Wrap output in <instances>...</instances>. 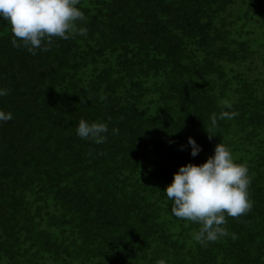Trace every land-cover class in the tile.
I'll return each mask as SVG.
<instances>
[{
  "label": "trees",
  "instance_id": "trees-1",
  "mask_svg": "<svg viewBox=\"0 0 264 264\" xmlns=\"http://www.w3.org/2000/svg\"><path fill=\"white\" fill-rule=\"evenodd\" d=\"M77 6L86 36L36 55L0 20V264H264V0ZM81 118L105 122V142L78 137ZM220 142L252 206L226 216L235 239L201 246L163 190Z\"/></svg>",
  "mask_w": 264,
  "mask_h": 264
},
{
  "label": "clouds",
  "instance_id": "clouds-1",
  "mask_svg": "<svg viewBox=\"0 0 264 264\" xmlns=\"http://www.w3.org/2000/svg\"><path fill=\"white\" fill-rule=\"evenodd\" d=\"M80 0H0V20L11 26L13 47H24L32 55L37 50L46 51L53 43V37L69 39L76 35L86 36L83 26L85 13L77 5ZM6 88H0V97L7 95ZM230 108L228 101L222 102ZM234 112L222 110L209 117L211 126L218 119H231ZM12 119L10 111L0 110V122ZM108 126L105 122H88L81 118L75 128L78 137L96 144L105 142ZM112 134L118 132L111 129ZM191 155L195 157L201 151L196 141L189 137L187 141ZM183 147V146H182ZM247 166L235 162L231 150L223 143L215 145L213 154L202 164L187 163L173 174L172 182L163 190L171 201L170 213L179 219L199 225L192 233V239L201 246L215 242L230 234L226 225V216L238 217L252 206L249 199L250 185ZM155 264H166L163 258Z\"/></svg>",
  "mask_w": 264,
  "mask_h": 264
}]
</instances>
